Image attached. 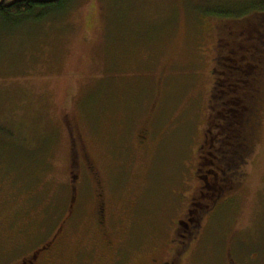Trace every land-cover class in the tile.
Here are the masks:
<instances>
[{"label": "rangeland", "instance_id": "374dc122", "mask_svg": "<svg viewBox=\"0 0 264 264\" xmlns=\"http://www.w3.org/2000/svg\"><path fill=\"white\" fill-rule=\"evenodd\" d=\"M256 1L63 0L0 14V264L56 237L35 264H264V101L234 181L205 161L218 152L205 136L217 61L261 45L264 58V13L231 17ZM68 126L97 177L72 167ZM216 182L232 186L216 198ZM192 200L208 207L188 240L177 223Z\"/></svg>", "mask_w": 264, "mask_h": 264}, {"label": "trees", "instance_id": "16d2710c", "mask_svg": "<svg viewBox=\"0 0 264 264\" xmlns=\"http://www.w3.org/2000/svg\"><path fill=\"white\" fill-rule=\"evenodd\" d=\"M62 1L5 0L0 6V14L5 18L26 16L38 7L58 5ZM261 12L264 13V1L258 0L254 7L231 13V17L238 19L246 16L245 13ZM261 46H256L254 50L247 49L243 55H239L240 52H237V49L232 51L231 48H228L226 52L224 51L225 53L222 51L223 56L218 54L226 60V63L217 61L213 69L215 81L211 94L210 126L207 128L205 136L211 139L218 152H214L216 158H212L210 155L205 161L206 163L210 162L219 170L221 169L224 176L228 173L233 174L231 175L232 181H234L236 173H240L246 165L249 156L254 151V136L256 128L260 124L259 111L264 101L262 91L258 90L260 86L264 85V74L262 75L258 71L264 62V58H260ZM218 55L217 60L219 59ZM209 159H213V161L211 160V162ZM213 172L218 173L217 169ZM215 173L214 175H216ZM223 179L225 177L220 180ZM216 183L215 185H218L217 188H214L217 192L216 198L225 191L223 187L232 186L227 182L221 185ZM206 185L207 188H210L208 183ZM202 213L205 212H200V215Z\"/></svg>", "mask_w": 264, "mask_h": 264}, {"label": "flooded vegetation", "instance_id": "af4514ba", "mask_svg": "<svg viewBox=\"0 0 264 264\" xmlns=\"http://www.w3.org/2000/svg\"><path fill=\"white\" fill-rule=\"evenodd\" d=\"M68 128H70V130H68V134H69V141H70V145H71V155H72V158H71V164H72V167L76 170H79L81 171V169L85 168V170L90 173H92L94 176H96V174L98 173L95 168V165L93 163V159H89L87 156H86V151L83 149L85 147V144H84V140L82 137H78V141H79V148L81 149V153H79L78 155V152L73 148V145L75 146L76 145V137H75V133L73 130V128H71L70 126H68ZM210 154L209 156L211 155L212 158H216L215 155H214V152L215 151H209ZM83 157V160L81 158ZM83 162H81V161ZM213 161V159H211ZM211 161V162H212ZM84 176V175H83ZM83 176L81 177L80 175H74L73 178L71 179L70 181V185L72 186L73 188V191L76 190V187H75V184L78 183L79 181L82 180ZM97 177V176H96ZM73 179H74V184H73ZM81 179V180H80ZM201 179H204L205 178H202ZM201 202V201H200ZM194 205V201L192 200L191 204L189 205L188 209H187V213H186V220H178V227L183 225L184 227L183 230H184V236L188 238V240H192L195 238V234L196 232L198 231V228L200 226V222H201V219H202V214L200 215V212H204V209H206V207H208V205H199V204H195V207H193ZM197 205V206H196ZM99 218L100 219V222L102 223L103 219H104V213H103V209H99ZM185 219V218H184ZM184 221V222H183ZM180 230V229H179ZM58 237H56L51 243L52 245L56 242ZM52 245H50V248L48 249V246H41L40 248H38L39 250H36L33 252V254H31L29 256L30 259H27V258H23L22 260H20L19 262H16L15 264H35L39 258L41 257V255H43L46 251L50 250ZM48 249V250H47ZM38 251V252H37ZM13 264V263H11ZM167 264V262L165 263Z\"/></svg>", "mask_w": 264, "mask_h": 264}, {"label": "water", "instance_id": "95a60500", "mask_svg": "<svg viewBox=\"0 0 264 264\" xmlns=\"http://www.w3.org/2000/svg\"><path fill=\"white\" fill-rule=\"evenodd\" d=\"M5 0H0V6L2 5V3L4 2Z\"/></svg>", "mask_w": 264, "mask_h": 264}]
</instances>
